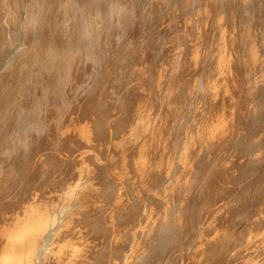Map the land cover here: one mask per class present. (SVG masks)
<instances>
[{
  "label": "bare ground",
  "instance_id": "1",
  "mask_svg": "<svg viewBox=\"0 0 264 264\" xmlns=\"http://www.w3.org/2000/svg\"><path fill=\"white\" fill-rule=\"evenodd\" d=\"M66 1L64 23V0H0V264H161L188 236L198 186L216 207L191 216L194 239L170 264H223L230 244L227 264H264V149L233 148L236 118L256 113L248 95L262 83H243L232 40L214 42L205 84L196 19L180 7L163 14L143 0L147 9L106 15L96 2L80 16ZM112 42L117 73L101 53ZM84 55L92 86L82 85ZM210 161L224 172L204 176ZM247 161L254 188L236 205L232 182ZM162 205L173 212L161 225Z\"/></svg>",
  "mask_w": 264,
  "mask_h": 264
},
{
  "label": "rangeland",
  "instance_id": "2",
  "mask_svg": "<svg viewBox=\"0 0 264 264\" xmlns=\"http://www.w3.org/2000/svg\"><path fill=\"white\" fill-rule=\"evenodd\" d=\"M64 0L62 6V20L67 22L69 20L67 5L68 1ZM163 6L162 13L165 14L172 7H180L186 17H195L194 21V36L196 39L195 46L200 54V61L197 65L196 72L205 79V84H208L210 79V66L211 60L214 59L213 45L216 40L220 41V44L225 40L226 36L231 39L234 45L236 65L239 69L243 83H246V79H249L251 88L253 86L262 83V86L257 89V94L254 98L250 94L248 98L254 100V108L256 113L252 116L249 113L236 118V131L240 132L239 140L237 145H234V153L237 157L247 156L252 153V150L258 148L259 150L264 149V0H159ZM250 1L252 5L250 4ZM88 2V4H87ZM102 4L103 11L106 15L114 14L122 11L133 3L140 4L142 10L147 9L148 3L143 0H94L91 5V0H77L75 5L76 14L80 16L82 14L90 16L92 13L95 14V4ZM250 7L248 8V6ZM104 14V15H105ZM107 18V16H106ZM107 37V34H105ZM222 38V39H221ZM106 41L107 39L104 38ZM118 42V41H117ZM165 38L161 35L155 37L153 44L151 45L152 52L155 57H158L159 51L165 46ZM181 42L177 37L175 43ZM178 44H176L178 46ZM115 43L104 46L105 50H102V56L104 61L111 67L112 73L120 72L122 68V59L114 54L116 51ZM110 46V47H108ZM117 46V45H116ZM103 48V49H104ZM120 48V47H119ZM119 50V49H118ZM187 54V53H186ZM95 55V54H93ZM90 64V61L85 58V55L79 60L81 73L83 74L82 85L92 86L96 82L95 75L97 71L92 67H88L85 70V65ZM97 69V68H96ZM202 71V72H201ZM209 73L207 74V72ZM201 73V74H200ZM104 77V75H103ZM211 82V81H210ZM243 84V86H244ZM70 92V91H69ZM68 92V93H69ZM199 101H206L204 103L203 110L208 109V101L210 94L205 92L203 95H199ZM237 106V105H236ZM237 131V132H238ZM254 146V147H253ZM263 147V148H262ZM48 158H51L50 156ZM219 164V162L217 163ZM243 167L238 170L237 176L234 177L232 182V194L230 200L234 201L237 205L242 200V195H245V188H248V197L250 192L253 190V184H248L251 173V163L247 161L242 163ZM203 175L212 176L214 172L223 173V167L215 165V161L207 162L204 165ZM263 170V169H262ZM262 174V171H261ZM200 185V184H199ZM199 186L191 194L189 198L190 204L185 211V220L189 226L188 236L178 243L163 256L161 264H170L168 258L170 252L179 247H190L193 241V226L190 223L191 216L193 214H200L203 211L211 210L216 207L217 200H211L207 205L203 206L200 195L196 194ZM235 198V199H234ZM162 212L159 219V224L168 223L171 217L173 208L165 209V206L160 207ZM239 215V214H238ZM240 215H243L242 213ZM243 224L238 226L235 232H240L243 229ZM237 236V234H235ZM146 239V237H145ZM146 245L151 242V238L146 239ZM231 244L227 250V254L224 258L223 264H227L232 256H236L235 251H231ZM172 263V261H171ZM173 264V263H172Z\"/></svg>",
  "mask_w": 264,
  "mask_h": 264
}]
</instances>
